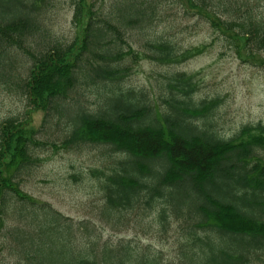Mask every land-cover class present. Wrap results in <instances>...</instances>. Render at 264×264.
I'll use <instances>...</instances> for the list:
<instances>
[{
    "label": "trees",
    "instance_id": "16d2710c",
    "mask_svg": "<svg viewBox=\"0 0 264 264\" xmlns=\"http://www.w3.org/2000/svg\"><path fill=\"white\" fill-rule=\"evenodd\" d=\"M165 1L113 0L103 10L73 0L75 34L61 40L43 19L52 0H0V85L18 84L30 112L44 113L37 128L31 117L0 124V238L8 239L0 248L14 264H264V123L221 136L211 120L220 100H196L185 72L160 75L156 93L125 83L140 61L178 65L207 48L143 37ZM176 1L238 54L264 51L260 0ZM18 50L27 60L15 83L8 62ZM49 123L58 137L43 131ZM82 147L102 151L90 171L100 195L94 217L114 231L133 222L162 238L177 225L172 258L131 239L103 240L91 219L22 191L43 151Z\"/></svg>",
    "mask_w": 264,
    "mask_h": 264
},
{
    "label": "rangeland",
    "instance_id": "374dc122",
    "mask_svg": "<svg viewBox=\"0 0 264 264\" xmlns=\"http://www.w3.org/2000/svg\"><path fill=\"white\" fill-rule=\"evenodd\" d=\"M72 1L52 0V6L46 9L43 19L50 36L61 40L74 37L75 29L71 25ZM111 1L113 0H96L95 6L106 10ZM100 5L103 8H100ZM159 8L160 13L156 16L155 23L152 22L148 32L143 31V37H163L181 49L202 44L207 45V48L201 55L178 65L160 66L149 61H140L134 72L125 80L126 85L144 87L156 93L157 81L162 79L160 75L185 72L193 76L197 85L194 94L196 100H220L211 120L221 136L231 137L244 125L264 123V69L260 63L261 59H264V51L238 54L205 19L197 14L186 13L181 1L167 0ZM258 9L264 17V0H260ZM137 34H140L138 29H134L130 41L138 39L135 36ZM11 55L14 61L8 62V65L15 75L13 73L9 80L16 83L20 81L19 76L26 66L27 58L19 50ZM6 86L0 85V124L8 118L22 120L31 117L33 127H39L44 113L30 112L32 109L18 84L10 88L7 86L5 89ZM44 127V132H49L51 137H58L59 128L58 130L52 127L50 123L44 124ZM41 155L45 161L32 168L30 174L24 177L21 183L22 191L38 202L49 204L64 216L74 220L91 219L103 240L116 243L120 239H131L151 246L166 258L174 256L176 238L179 235L177 225L162 238L152 232L144 233L142 228L133 222L127 230L114 231L94 217L93 207L100 203V195L96 179L91 176L90 171L99 168L101 149L82 147L74 151L46 150ZM147 221L152 220L148 218ZM11 223L9 220L8 224ZM1 245H8V239L1 237ZM14 262L8 251L1 247L0 264Z\"/></svg>",
    "mask_w": 264,
    "mask_h": 264
}]
</instances>
